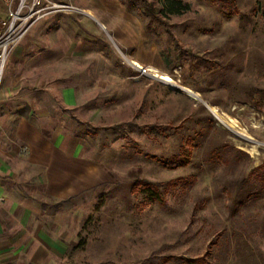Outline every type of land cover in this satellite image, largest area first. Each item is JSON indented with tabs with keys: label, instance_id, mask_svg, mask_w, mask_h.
Here are the masks:
<instances>
[{
	"label": "rangeland",
	"instance_id": "obj_1",
	"mask_svg": "<svg viewBox=\"0 0 264 264\" xmlns=\"http://www.w3.org/2000/svg\"><path fill=\"white\" fill-rule=\"evenodd\" d=\"M48 1L68 9L6 64L0 159L24 123L88 179L34 199L38 264H264V0H147L166 26L139 0Z\"/></svg>",
	"mask_w": 264,
	"mask_h": 264
},
{
	"label": "crops",
	"instance_id": "obj_2",
	"mask_svg": "<svg viewBox=\"0 0 264 264\" xmlns=\"http://www.w3.org/2000/svg\"><path fill=\"white\" fill-rule=\"evenodd\" d=\"M54 144L35 127L21 123L7 155L13 162L0 159V264H38L47 257L53 240L46 226L39 227L41 211L34 199L42 197V207L47 208L50 201L65 200L73 189L86 186V165L72 156L71 148ZM20 187H26L29 198L17 195Z\"/></svg>",
	"mask_w": 264,
	"mask_h": 264
},
{
	"label": "built area",
	"instance_id": "obj_3",
	"mask_svg": "<svg viewBox=\"0 0 264 264\" xmlns=\"http://www.w3.org/2000/svg\"><path fill=\"white\" fill-rule=\"evenodd\" d=\"M68 9L48 0H0V95L7 61L17 44L48 14ZM147 74V69H142Z\"/></svg>",
	"mask_w": 264,
	"mask_h": 264
},
{
	"label": "trees",
	"instance_id": "obj_4",
	"mask_svg": "<svg viewBox=\"0 0 264 264\" xmlns=\"http://www.w3.org/2000/svg\"><path fill=\"white\" fill-rule=\"evenodd\" d=\"M141 1L143 8H144V12L145 14L150 17L153 21L159 23V24H164L165 26L166 21H164V19L160 16V11L153 6V4L149 3L147 0H139ZM146 189L151 190L152 192L156 193L155 191V185L154 184H149L146 183ZM204 258H198V259H194V260H187V262H189L190 264H202L204 263Z\"/></svg>",
	"mask_w": 264,
	"mask_h": 264
},
{
	"label": "bare ground",
	"instance_id": "obj_5",
	"mask_svg": "<svg viewBox=\"0 0 264 264\" xmlns=\"http://www.w3.org/2000/svg\"><path fill=\"white\" fill-rule=\"evenodd\" d=\"M100 27H101L102 30H105V28H104L103 25L100 24ZM131 65H133V67L139 68V67H138L137 65H135L133 62L131 63ZM159 77H160V76H159ZM166 78H167V77H166ZM162 80H163V79H162ZM168 80H169V79H168ZM163 81H164V80H163ZM214 112H215V111H214ZM215 113H216V112H215ZM218 120L220 121V123H222V124H224V125H226V126H231V125H229V123H226L225 120H224L223 118H221V117H220V118L218 117Z\"/></svg>",
	"mask_w": 264,
	"mask_h": 264
}]
</instances>
